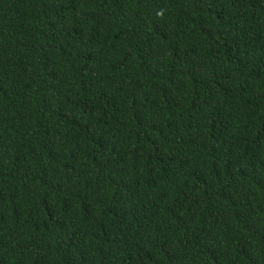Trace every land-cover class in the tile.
Masks as SVG:
<instances>
[{
  "label": "trees",
  "instance_id": "trees-1",
  "mask_svg": "<svg viewBox=\"0 0 264 264\" xmlns=\"http://www.w3.org/2000/svg\"><path fill=\"white\" fill-rule=\"evenodd\" d=\"M0 264H264V0H0Z\"/></svg>",
  "mask_w": 264,
  "mask_h": 264
}]
</instances>
